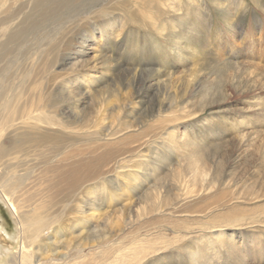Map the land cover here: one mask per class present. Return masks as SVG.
I'll return each instance as SVG.
<instances>
[{"label": "rangeland", "instance_id": "obj_1", "mask_svg": "<svg viewBox=\"0 0 264 264\" xmlns=\"http://www.w3.org/2000/svg\"><path fill=\"white\" fill-rule=\"evenodd\" d=\"M136 1H73L30 37L33 45L44 44L48 32L49 43L76 37L51 56L55 70L71 73L76 56L74 68L99 73V84L89 87L98 96L81 116L96 120L91 132L98 137L90 131L83 136L74 150L84 154L77 158L92 160L106 151L97 149L99 134L120 131L102 143L116 148L118 158L99 179L82 181L72 192L61 186L57 201L68 209L63 224L92 216L97 204L106 210L108 192L136 175L144 184L136 197L111 208L108 217L88 219L92 239L113 240L112 248L122 252L155 245L145 264H264V0H154L151 17ZM123 9L136 16L124 30ZM104 11L113 13L111 19ZM91 31L94 40L82 37L84 46L76 41ZM126 123L135 132H123ZM192 155L207 175L189 167ZM31 202L33 211L37 202ZM169 206L174 213H163ZM0 211V224L15 236L13 218L2 204ZM193 251L202 257L189 259Z\"/></svg>", "mask_w": 264, "mask_h": 264}, {"label": "bare ground", "instance_id": "obj_2", "mask_svg": "<svg viewBox=\"0 0 264 264\" xmlns=\"http://www.w3.org/2000/svg\"><path fill=\"white\" fill-rule=\"evenodd\" d=\"M19 1H23V3L15 8ZM73 1L77 0H0V204L4 206L16 224L15 236L11 237L3 223L0 224V264H145L150 252H156L158 249L154 247L155 245L150 244L148 247L129 248L128 251L122 252L120 249L112 248L111 242L115 244L113 240L95 241L94 238H91L92 234H89L91 224L88 219H96L99 216V219L108 217L111 208L116 209L121 204H128L133 199L132 194L136 197L135 193H138L144 185L141 183L138 185L139 179L135 177L136 175L127 179L125 172L118 174L126 177L122 188L118 191L108 192L110 206L106 207V210L104 208L99 210L103 205H93L92 216L78 217V219L72 216L69 225L63 224L66 221L64 217H67L68 209L60 207L57 201L58 194L63 191L61 186H67V190L72 192L79 189L82 181H90L95 177L99 179L98 177L104 174L102 168L118 158L116 150H114L116 148L110 147V143L106 145L102 143L106 142L108 137L112 139L113 136L120 133V131H110L105 136L102 133L99 134V137H103V139L98 138V141H102V143L97 149L106 151H101L102 153L94 156L95 158L91 156L92 154L90 155L89 151V155L93 159H88L89 161L85 159L87 162L82 163V159L77 157L83 156L84 153L76 155L77 145L86 141L83 136L87 137L89 131L90 134L95 133V137H98V133L91 132L92 128L99 126L96 124V120L88 118L87 120L86 117L83 119L81 116L87 112L84 108L90 100L92 99V103L98 96L90 93L92 90H89V87L99 84V73L86 66L80 69L74 68L76 60H79L76 56L70 63L73 66L71 73L62 76L57 73L59 71L55 70L51 56L54 52L57 53L62 45L72 46L73 38L76 37L49 43L48 32L44 35L47 36L46 43L44 40L42 41L44 44L35 43L36 48L31 50L34 45L29 44L30 37L38 31L41 33V28L46 23L49 24L58 18L61 9ZM153 1L147 0L144 3H140V0L136 1L140 4L139 8L142 9L143 15L151 17V14H154L155 10L152 11L153 8L151 10ZM121 12H123L121 15L124 14L120 18L124 30V23L128 20H135L136 16L125 9ZM103 13L108 18L113 15L110 11ZM151 21H155V19ZM85 25L90 26L89 24ZM81 31L78 30L79 33ZM103 33L107 35L109 31ZM82 37L94 40L95 34L91 31L76 39V41L81 40L79 44L84 46L87 41L82 40ZM57 49L59 50L55 51ZM63 52L65 51L63 50ZM83 57L84 55H81V58ZM57 59L59 60V58ZM86 85L88 88L82 89ZM139 94L141 93L139 92ZM93 125L94 127H92ZM123 126L126 127L122 129L123 132L133 130L134 127L128 126L127 123ZM132 132L135 131L126 133ZM186 142L187 140L184 139V146L187 145ZM117 144L119 146V143ZM200 164L201 162L196 156L190 157L189 167L194 169L199 176L207 175L205 168ZM122 168L119 166L115 169ZM149 179L144 182L147 183L150 181ZM203 185L205 184L203 183ZM160 196L157 193L156 200H161ZM33 200L37 203L32 211L28 203ZM160 200L159 203H161ZM111 204L114 205L111 206ZM173 207L166 208L162 212L172 214L175 211ZM2 212L0 211V218H4ZM122 215L124 216V214ZM122 215L121 217H123ZM217 234L222 237L223 233L220 230ZM191 254L189 259L195 261L203 255L199 251H193Z\"/></svg>", "mask_w": 264, "mask_h": 264}]
</instances>
